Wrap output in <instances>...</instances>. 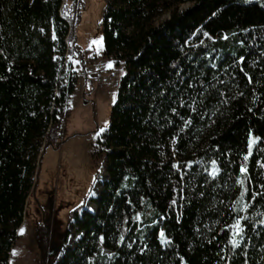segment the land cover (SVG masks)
<instances>
[{
	"label": "trees",
	"instance_id": "1",
	"mask_svg": "<svg viewBox=\"0 0 264 264\" xmlns=\"http://www.w3.org/2000/svg\"><path fill=\"white\" fill-rule=\"evenodd\" d=\"M67 1L0 0V264L72 112ZM106 1L103 58L124 70L91 150L107 178L74 250L36 229L39 264H264V0Z\"/></svg>",
	"mask_w": 264,
	"mask_h": 264
},
{
	"label": "rangeland",
	"instance_id": "2",
	"mask_svg": "<svg viewBox=\"0 0 264 264\" xmlns=\"http://www.w3.org/2000/svg\"><path fill=\"white\" fill-rule=\"evenodd\" d=\"M106 4V0H79L74 7L73 1H67L65 16L76 15L74 37L77 51L74 53L76 57L72 54L70 62L78 76L77 89L71 98L72 112L64 125L61 146L56 150L49 148L43 156L38 184L27 200L24 223L20 228L23 232L19 230L14 247L17 254L12 252L10 264H39L42 252L35 232L43 224L50 226V252L55 253L61 248V240L68 230L70 237L62 256L74 250L83 234L75 228L73 214L81 208L96 213L94 201L107 178V162L103 160L96 164L91 158V150L98 133H102L100 129L105 131L111 124L118 81L124 73L122 67L114 65L111 68V62L103 58L102 28ZM191 6L192 3H186L178 10L184 11ZM88 51L84 71L81 56ZM112 75L116 78L110 81Z\"/></svg>",
	"mask_w": 264,
	"mask_h": 264
},
{
	"label": "snow or ice",
	"instance_id": "3",
	"mask_svg": "<svg viewBox=\"0 0 264 264\" xmlns=\"http://www.w3.org/2000/svg\"><path fill=\"white\" fill-rule=\"evenodd\" d=\"M243 2L245 3V4H247V3H250V2H252V0H243ZM212 15H215V12H213L212 13ZM204 35L205 36H207L208 35V33L207 32H205L204 33ZM53 39H55V36H53ZM243 59V58H242ZM114 103H115V101H113ZM173 111H175L174 109H173ZM104 131V128H101L100 129V132H103ZM98 135H99V133H98ZM250 147H251V143H250V145H249ZM213 164H215V162H213ZM173 167H178V165H173ZM245 169L242 167L241 168V171H244ZM217 170H213V172H212V175H215V172H216ZM21 231V233L23 232V229H21L20 230ZM242 232H243V229L240 227V224H239V222H237V235H240V234H242ZM161 237H163L164 236V233L163 232H161ZM101 240H103V237H101ZM130 246V245H129ZM233 246L235 247V246H237V241H235V240H233ZM17 253L15 252V250H13V255H16Z\"/></svg>",
	"mask_w": 264,
	"mask_h": 264
},
{
	"label": "built area",
	"instance_id": "4",
	"mask_svg": "<svg viewBox=\"0 0 264 264\" xmlns=\"http://www.w3.org/2000/svg\"><path fill=\"white\" fill-rule=\"evenodd\" d=\"M116 78V75H112L111 77H109V80L111 81V80H113V79H115ZM115 87H116V82H115Z\"/></svg>",
	"mask_w": 264,
	"mask_h": 264
},
{
	"label": "crops",
	"instance_id": "5",
	"mask_svg": "<svg viewBox=\"0 0 264 264\" xmlns=\"http://www.w3.org/2000/svg\"><path fill=\"white\" fill-rule=\"evenodd\" d=\"M103 55H104V54H103ZM100 57H101V56H100ZM109 62H111V64H112V65H111V68L114 67V63H113L111 60H109Z\"/></svg>",
	"mask_w": 264,
	"mask_h": 264
},
{
	"label": "bare ground",
	"instance_id": "6",
	"mask_svg": "<svg viewBox=\"0 0 264 264\" xmlns=\"http://www.w3.org/2000/svg\"><path fill=\"white\" fill-rule=\"evenodd\" d=\"M118 86V85H117Z\"/></svg>",
	"mask_w": 264,
	"mask_h": 264
}]
</instances>
